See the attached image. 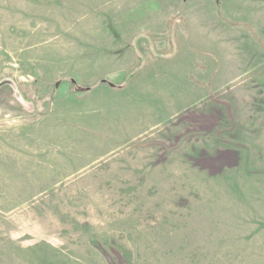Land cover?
Listing matches in <instances>:
<instances>
[{
  "label": "rangeland",
  "instance_id": "1",
  "mask_svg": "<svg viewBox=\"0 0 264 264\" xmlns=\"http://www.w3.org/2000/svg\"><path fill=\"white\" fill-rule=\"evenodd\" d=\"M264 264V0H0V264Z\"/></svg>",
  "mask_w": 264,
  "mask_h": 264
},
{
  "label": "trees",
  "instance_id": "2",
  "mask_svg": "<svg viewBox=\"0 0 264 264\" xmlns=\"http://www.w3.org/2000/svg\"><path fill=\"white\" fill-rule=\"evenodd\" d=\"M97 246V248L106 256V258L109 260L110 264H115V259L114 257L109 253L108 250L103 249L104 247L102 246V244L99 241L95 242Z\"/></svg>",
  "mask_w": 264,
  "mask_h": 264
}]
</instances>
